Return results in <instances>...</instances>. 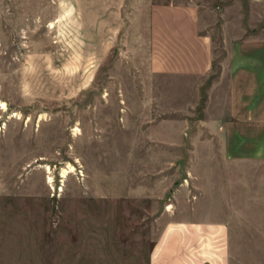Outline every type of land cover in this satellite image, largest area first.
Here are the masks:
<instances>
[{
  "label": "rangeland",
  "instance_id": "obj_1",
  "mask_svg": "<svg viewBox=\"0 0 264 264\" xmlns=\"http://www.w3.org/2000/svg\"><path fill=\"white\" fill-rule=\"evenodd\" d=\"M168 1L0 0L2 215L60 216L83 264H144L174 191L201 182L190 154L223 50L205 76L151 61V9Z\"/></svg>",
  "mask_w": 264,
  "mask_h": 264
},
{
  "label": "crops",
  "instance_id": "obj_2",
  "mask_svg": "<svg viewBox=\"0 0 264 264\" xmlns=\"http://www.w3.org/2000/svg\"><path fill=\"white\" fill-rule=\"evenodd\" d=\"M152 7L151 61L205 76L215 47L223 53L203 110V150L190 154L201 159V182L174 191L156 218L160 227L144 264H264V0H170ZM17 200L13 206L44 201ZM1 203L0 264H83L80 229L67 230L60 216L28 206L2 215Z\"/></svg>",
  "mask_w": 264,
  "mask_h": 264
},
{
  "label": "bare ground",
  "instance_id": "obj_3",
  "mask_svg": "<svg viewBox=\"0 0 264 264\" xmlns=\"http://www.w3.org/2000/svg\"><path fill=\"white\" fill-rule=\"evenodd\" d=\"M2 106L4 107V104H2ZM47 169H49V168L47 167ZM48 172H49V170H48ZM65 173H66V171H63V174H62V176H64V175H65ZM49 181H51V176L49 177Z\"/></svg>",
  "mask_w": 264,
  "mask_h": 264
}]
</instances>
